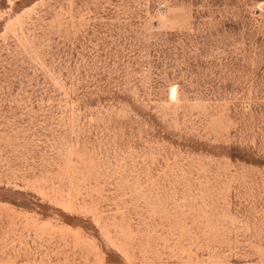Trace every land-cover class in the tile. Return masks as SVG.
<instances>
[{
	"label": "rangeland",
	"instance_id": "374dc122",
	"mask_svg": "<svg viewBox=\"0 0 264 264\" xmlns=\"http://www.w3.org/2000/svg\"><path fill=\"white\" fill-rule=\"evenodd\" d=\"M0 264H264V0H0Z\"/></svg>",
	"mask_w": 264,
	"mask_h": 264
}]
</instances>
